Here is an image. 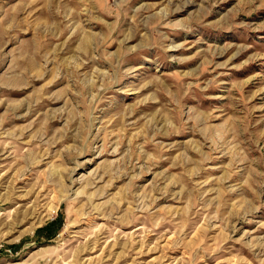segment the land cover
Masks as SVG:
<instances>
[{
    "label": "rangeland",
    "instance_id": "374dc122",
    "mask_svg": "<svg viewBox=\"0 0 264 264\" xmlns=\"http://www.w3.org/2000/svg\"><path fill=\"white\" fill-rule=\"evenodd\" d=\"M0 264H264V0H0Z\"/></svg>",
    "mask_w": 264,
    "mask_h": 264
},
{
    "label": "trees",
    "instance_id": "16d2710c",
    "mask_svg": "<svg viewBox=\"0 0 264 264\" xmlns=\"http://www.w3.org/2000/svg\"><path fill=\"white\" fill-rule=\"evenodd\" d=\"M46 227H48V225H47ZM59 227H60V226H58L57 229H58ZM57 229L54 230L53 232L49 233V234L47 235V237H48V238H52V237L55 235Z\"/></svg>",
    "mask_w": 264,
    "mask_h": 264
}]
</instances>
